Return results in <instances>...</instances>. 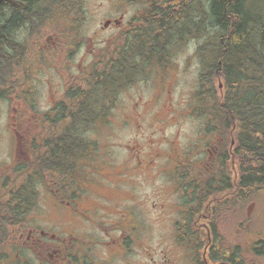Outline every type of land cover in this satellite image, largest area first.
Returning <instances> with one entry per match:
<instances>
[{
    "label": "rangeland",
    "instance_id": "374dc122",
    "mask_svg": "<svg viewBox=\"0 0 264 264\" xmlns=\"http://www.w3.org/2000/svg\"><path fill=\"white\" fill-rule=\"evenodd\" d=\"M158 1L69 0V5L72 3L76 7L66 12L68 15L58 13L63 2L59 5L51 2L41 4L46 7L49 18L44 23L39 21L33 26L29 24L20 28L15 39L24 45L23 55L17 56L18 63L6 85H0V176L1 171L4 175L13 176V168L28 161L30 151L38 146L34 140L42 135L46 139L50 137L48 122L42 125L40 118L43 114L52 113L51 99L61 98L68 87V90L83 88L85 91L86 76L103 61V52L117 49L127 37H133L137 32L132 29L142 25L147 9ZM203 1L196 3L199 6L196 5L195 10L187 11L189 16L185 17L180 28H173L172 39H160V52H170L173 56L174 68L172 73H168L174 80L170 92L164 91V73L149 74L114 92L112 99L108 98L113 103L107 108L104 113L107 115L101 123L93 126L95 121L91 120V124L85 121L89 123L83 136L95 152L88 160V174L77 181V202L73 204L75 210L72 212L79 221L88 224L75 222V230L103 237L99 232L111 231L113 220L119 219L122 228L134 227L137 233L136 238L133 236L131 240L126 238L122 241L129 248L126 247L125 253L112 264H153L151 256L158 259L164 249L169 254L170 264L175 263L174 257L177 264H188L195 250L194 244L184 245L178 238L176 223L182 215L178 206L187 198L186 190L176 179L177 173L183 167L192 166L198 174L203 173L208 178L210 168L219 163L212 156L215 145L223 140L231 151V144H235L232 143L235 139L231 129L225 123L213 126L215 131L208 133L204 119L196 112L200 105L193 108L204 54L211 47L217 52L214 45L216 36L213 38V35H220V29L211 22L209 0ZM255 3L256 8L263 7L260 0H255ZM252 8L256 10L254 6ZM122 12L125 25L121 29L104 27L107 19L119 18ZM191 19L195 21L193 26ZM130 20L131 26L127 25ZM143 27L152 28L151 22L144 23ZM52 44L54 47L50 46ZM137 66L132 63L130 67ZM19 102L31 104L33 108L18 105ZM209 149L212 153L208 152ZM198 150H206L210 157L205 153L195 154ZM139 158L144 161L142 167ZM184 158L185 162L179 165L181 169L178 171L175 160ZM172 168L175 179L168 175ZM105 173L110 180L106 181ZM47 183L37 180L40 195L37 205L26 216L25 236L40 223L47 227L49 223L46 222H51L53 230L63 234L72 226L67 208L57 204L49 194V189H55L56 184ZM199 197L204 200L203 196ZM82 202L85 208L98 205L105 206L107 211L99 217L95 210L86 211L80 204ZM114 208L123 209L125 217L119 212L111 216ZM204 208L203 202V208L199 206L197 214L203 216ZM182 209L180 207V211ZM220 210H217L213 231L218 232L221 239H229L231 244L240 242L246 252L244 264H264L263 257L255 258L250 254L249 246V233L256 230L264 236V192L236 205L228 202ZM98 221L100 223L95 226L89 225V222ZM129 249L132 250L130 253ZM27 257L30 258L29 255Z\"/></svg>",
    "mask_w": 264,
    "mask_h": 264
},
{
    "label": "trees",
    "instance_id": "16d2710c",
    "mask_svg": "<svg viewBox=\"0 0 264 264\" xmlns=\"http://www.w3.org/2000/svg\"><path fill=\"white\" fill-rule=\"evenodd\" d=\"M160 1L159 7L164 3L167 6V10L162 11L164 24L158 21L153 24L155 28L152 25V28L138 30L133 37H127L121 47L103 52V61L86 76L84 86L87 89L69 90L67 100L55 106L51 114L43 116L42 120L52 126L50 137L46 139L38 135L39 139L34 140L37 144L44 140L40 148L39 145L32 148L29 160L13 168V176H3L0 259L12 257L21 246L13 233L24 225L26 215L37 204V180L47 181L55 176L63 188L71 185L68 174L71 177L78 174L82 161L93 153L83 136L89 123L85 121L90 124L91 120L103 121L107 115L104 113L112 103L108 98L112 99L114 92L141 76L143 66L152 64L155 50L160 52V39H172V31L180 28L185 17L189 16L187 11L195 10L196 5L199 6L196 3L204 2ZM260 1L263 3L260 9L256 8L255 0L208 2L211 22L220 29V35H213V38L216 36L217 52L211 47L204 54L193 108L200 105L196 112L204 119L208 133L225 123L231 129L235 144H231L230 151L223 143L221 150L230 153L216 156L220 161L215 168H210L208 178L203 173L198 174L192 166L183 167L181 171L178 167L180 172L176 179L181 188L191 189L194 199H198L195 205L188 207L184 221L177 222L179 242L194 244L195 264H244L245 248L242 250L239 241L231 244L229 239H221L222 236L213 231L215 217L218 216L217 210L221 211L220 207L228 202L236 205L264 192V0ZM50 2L57 5L63 2L58 13L66 15L76 7L72 3L69 5V0H3L0 3V85H6L18 63L17 56L24 51V45L15 39V35L21 27L44 23L49 15L41 4ZM65 2H68L67 6ZM190 22L192 26L195 23L192 19ZM151 39H156L157 44H151ZM202 51L205 52L204 47ZM132 63L138 66L132 69ZM203 202L211 204L206 206L207 213L211 212V216H204L206 218L197 214V208H203ZM205 231H209L207 238ZM249 234L250 254L264 258V236L256 230ZM206 249L208 254H204Z\"/></svg>",
    "mask_w": 264,
    "mask_h": 264
},
{
    "label": "flooded vegetation",
    "instance_id": "af4514ba",
    "mask_svg": "<svg viewBox=\"0 0 264 264\" xmlns=\"http://www.w3.org/2000/svg\"><path fill=\"white\" fill-rule=\"evenodd\" d=\"M158 4H161L160 0L158 1ZM158 4H155L151 6V8H148L147 9L148 14L146 15L144 22L142 23L141 21H139L140 23H142V25H139L137 26L136 29H132V30H135V31L140 30L139 28H141L146 22H151V25H153L158 21H163V24H164L165 20H163L162 11L167 10V6L164 3V5L159 7ZM122 13L123 14L119 15L120 16L119 18L107 19L105 22L107 23L106 28H110L114 26L116 29H121L122 26L125 25L123 21L124 12ZM127 25H130V26L132 25L131 20ZM155 27L156 26H154L153 28ZM143 29H147V28L146 27L141 28V30ZM184 42H188V40H185ZM150 43L157 44V41L156 39H151ZM50 46L54 47L53 44ZM155 52L156 54L153 55V58L151 61L152 64L149 65V63H146L143 66L144 68L142 69L143 71H142L141 76L139 75L138 78L136 77L135 80L131 82L130 84L135 83L138 79H144L145 77H148L149 74H154L158 71H161L162 73L165 74V82L163 83V86L165 88L164 91L170 92L171 88L174 86V80L171 79V75L168 73L169 72L172 73V70L174 68L172 64L173 56L170 55V52L169 54L166 52L168 55L163 54V52L162 53L157 52V50H155ZM172 54H173V51H172ZM68 89L66 90V92L64 91L65 94H63L61 98H57L55 96L56 99H51L52 109L55 106H57L60 102H65L67 100L68 96L66 95V93L69 91ZM158 93L162 95V92H158ZM157 97L158 96H156V98ZM20 104H23L24 106H31V104H28L25 102L24 103L19 102L18 105ZM135 117H136V114H135ZM135 119L137 120V118ZM223 143L224 141L220 140L217 143V145H215L216 147H214V149L212 150L213 151L212 156L215 157L216 160H217L216 156L222 157L224 153L229 152V150H226V151L221 150L223 147ZM208 144H211V142H209ZM212 151L210 152V149L208 150V152L210 153H212ZM208 152L206 150L204 152L198 150L196 151L195 154H199V155L200 153L207 154ZM208 154L207 156L210 157V155ZM175 161L177 163V168L179 167L180 164L184 163V161H182L181 159L179 160L177 159ZM219 161L220 160H218V162ZM140 162L142 164L141 165L142 167L144 164V161L140 160ZM200 164H202V162H200ZM173 169L171 170L173 171ZM105 176L107 175L105 174ZM113 177H116V176H113ZM106 178L107 180H110L109 176H107ZM185 190H186L185 197L187 198V203L185 205H189V206L195 205L197 200L194 199L193 191L189 188H186ZM50 193L51 195L54 196V198L57 200L58 203L64 204L67 207L68 215H71L70 216L71 220L69 223L72 222V226L69 227L70 229L66 231L65 234H63V232H59L58 230H53V226L50 225L51 222H46V224L49 223L47 227H45V225L42 223L34 225L30 229L29 233L27 232L25 236V232H26L25 224L21 226L20 228H16V230H14L13 235L19 240L21 246L18 252H16L12 257H6V256L1 257L0 264H10V263H15V264H112L113 260H116V258L126 250V247L129 248V246H125L122 243V241L118 239V237H121L124 239L129 238L130 240L132 239L133 236H135L136 238L137 236L136 228L134 227L122 228L121 226L122 222L119 219L113 220L114 225H112L111 231L105 230V231L99 232V234H101L103 237L88 235L84 231L75 230V224H76L75 222L86 223V222L79 221L76 217H74V215H72L73 210H75L73 204L77 202V194L73 195V192L69 188L67 187L63 188L62 186L56 187L55 189L51 188ZM183 194H184V191H183ZM83 203L84 202L80 204L86 211L95 210L99 214V217L101 216L102 213H106L105 211H107L105 206L103 207L98 206V208L96 206L85 208ZM206 206H209V204L205 205L204 212L202 214L203 218H206L204 216H206L207 214L211 216V212L207 213ZM116 212L121 213L122 217H125V212L123 209L117 210L115 208L112 210L111 216L115 215L114 213ZM181 217L183 218V221H184V219L186 218V214H182ZM198 221H200V218H198ZM98 223L100 222L99 221L89 222V225L95 226ZM116 229H121V230L117 231ZM205 232H206L205 238H207L209 235V231H205ZM90 234H93V233H90ZM93 250H96L97 252L102 253V254L93 252ZM131 251H132L131 249L128 250L129 253ZM204 252H205L204 254H208L207 249ZM162 253L163 255L160 256L158 259L153 258V256H151L152 253H149V255L151 256V260L153 261V264H170L169 263L170 258H169L168 252H166L164 249L162 250ZM28 255L30 256V258L27 257ZM207 258H208V255H207ZM174 259H175L174 264H177L176 257H174ZM188 264H193V263H188ZM226 264H231V262H228Z\"/></svg>",
    "mask_w": 264,
    "mask_h": 264
},
{
    "label": "bare ground",
    "instance_id": "6f19581e",
    "mask_svg": "<svg viewBox=\"0 0 264 264\" xmlns=\"http://www.w3.org/2000/svg\"><path fill=\"white\" fill-rule=\"evenodd\" d=\"M2 1H3V0H2ZM2 1H1V2H2ZM1 2H0V3H1ZM56 7H57V6H56ZM186 25H187V24H186ZM191 26H192V25H191ZM191 30H192V29H191ZM184 40H185V39H184ZM173 42H174V41H173ZM178 43H179V42H178ZM177 46H178V44H177ZM127 61H128V60H127Z\"/></svg>",
    "mask_w": 264,
    "mask_h": 264
},
{
    "label": "water",
    "instance_id": "95a60500",
    "mask_svg": "<svg viewBox=\"0 0 264 264\" xmlns=\"http://www.w3.org/2000/svg\"><path fill=\"white\" fill-rule=\"evenodd\" d=\"M2 0H0V2H1Z\"/></svg>",
    "mask_w": 264,
    "mask_h": 264
}]
</instances>
